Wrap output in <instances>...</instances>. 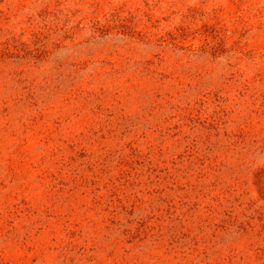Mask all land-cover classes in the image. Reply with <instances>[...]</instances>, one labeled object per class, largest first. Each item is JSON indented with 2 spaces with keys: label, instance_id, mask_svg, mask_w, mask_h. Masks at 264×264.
I'll list each match as a JSON object with an SVG mask.
<instances>
[{
  "label": "rangeland",
  "instance_id": "374dc122",
  "mask_svg": "<svg viewBox=\"0 0 264 264\" xmlns=\"http://www.w3.org/2000/svg\"><path fill=\"white\" fill-rule=\"evenodd\" d=\"M0 264H264V0H0Z\"/></svg>",
  "mask_w": 264,
  "mask_h": 264
}]
</instances>
